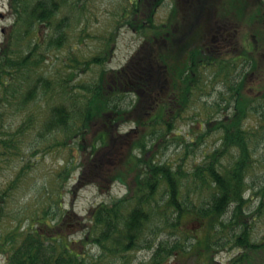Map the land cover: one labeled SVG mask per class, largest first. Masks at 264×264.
Wrapping results in <instances>:
<instances>
[{
	"label": "trees",
	"instance_id": "16d2710c",
	"mask_svg": "<svg viewBox=\"0 0 264 264\" xmlns=\"http://www.w3.org/2000/svg\"><path fill=\"white\" fill-rule=\"evenodd\" d=\"M233 1L195 0L181 12L179 7L174 10V0L167 23H157L156 8L163 0H128L122 14L112 15L116 26L97 53H68L52 69L50 57L70 42V18L85 5L80 0H7L13 21L0 40V163L2 155L21 153L19 135L24 134L33 139V152L71 149L76 143L82 156L79 161L68 158L59 172L60 203L53 211L42 210L25 229L0 231L4 264H102L103 257L110 264H132L128 252L143 249L150 257L136 264H165L189 253L204 264H217L214 254L232 248L240 252L226 264H256L264 253V236L254 238L256 209L251 211L252 197L245 193L254 187L247 178L255 145L264 140V1L252 0L248 14L254 22V47L246 61L250 69L237 75L230 53L216 54L217 49L206 44L212 30L218 34V23L212 28L207 23L212 16L219 22L228 20ZM212 6L215 11L207 15L204 8ZM184 12L186 21L198 24L173 38L174 28L184 25ZM174 21L181 23L174 26ZM121 26L141 34V44L123 66L106 69ZM93 66H98L96 76L90 81L79 78ZM217 83L224 89L216 90ZM214 92L218 96L211 104L199 101V95L210 97ZM127 94L135 99L126 102ZM192 105L197 108L188 117L192 124L204 136L218 131L221 145L191 168L183 163L186 152L175 162L159 160L158 153L175 138L177 145L190 148L174 128L185 121L183 114ZM10 109L25 112L15 129L5 124ZM247 114L256 116L252 129L243 125ZM126 124L129 130L122 131ZM224 155L230 158L228 164ZM28 168L29 163L19 168L0 193L1 202ZM76 173V181L67 188ZM88 182L100 191L122 182L127 191L93 206L88 219L80 221L73 209H64V189L74 194ZM261 207L264 198L257 210ZM188 219L193 222L186 223ZM64 221L84 227L79 241L63 232ZM89 245L102 255L95 258L84 250Z\"/></svg>",
	"mask_w": 264,
	"mask_h": 264
},
{
	"label": "rangeland",
	"instance_id": "374dc122",
	"mask_svg": "<svg viewBox=\"0 0 264 264\" xmlns=\"http://www.w3.org/2000/svg\"><path fill=\"white\" fill-rule=\"evenodd\" d=\"M195 0H176L177 6L174 10H177L179 7V11L182 12V9L189 4L193 3ZM257 1V0H256ZM264 1V0H262ZM174 0H163L161 5L157 7L155 19L158 22H165L167 18L168 11L173 9L171 6ZM80 4L85 5V10H76L72 15L71 19V39L69 44L62 48L57 55L51 56L49 59V68L54 69L57 65H60L61 59L65 57L68 53L71 55H94L97 53L102 46V41L104 42V37L108 36L113 30V27L116 26V22L114 19V13L116 11L119 14L123 13V9L128 6V0H80ZM252 5V0H240L233 1V9H246L247 13L251 10L250 6ZM190 12L189 8H187ZM207 15L209 12L215 11V8L205 7L204 8ZM178 11V10H177ZM125 12V11H124ZM0 40H3L4 35L6 33V29L10 26L13 21V16L8 12V4L7 0H0ZM182 13V22L185 26L183 30H188L193 27V19L185 17ZM206 15V16H207ZM122 16V15H121ZM190 16L192 14L190 13ZM201 23L204 25L205 16L202 15ZM181 21L176 22L174 26L181 23ZM218 19L212 16L210 22L207 23L206 27H211L212 24L214 26L217 25ZM254 22L250 21L247 25H244L240 22L238 26V34L248 33V38H250V34L255 29L253 27ZM260 26V23L258 24ZM178 27V26H177ZM213 35H216V28L210 32ZM223 33L228 35V27H224ZM175 38V34H170ZM209 37L206 41L208 47L213 48L212 46H216L217 50L214 53H219L220 45L219 41L215 38ZM253 38V36H252ZM142 36L141 34H137L135 31L130 29L127 26H121L118 34L116 36L115 48L113 55L109 60L104 64L106 69L111 68H119L123 66L135 52L136 48L141 44ZM223 47V46H222ZM254 47V46H253ZM225 48H228V44L226 43ZM189 53V51H187ZM57 56V57H56ZM64 59V58H63ZM98 66H93V70H88L86 73H82L79 75V78L84 81H90L94 76L97 75ZM250 69V62L246 63L241 72ZM216 90H223V84L217 83ZM218 96L217 92H214L210 97L199 95V101L205 100L208 101V104H211L215 97ZM135 97L132 94H127L124 96V100L129 102L130 100H134ZM192 105L188 108L187 112L183 115L185 116V121H178L176 128L174 131H179V134L182 139H185L186 145L190 146V151L188 148L184 149L182 144L177 145L178 138H175L176 141L169 142L168 148L164 149L163 153H158L159 160L170 159L172 161H178L179 159H184V153L186 152V158L183 161L185 166L191 168L194 162L199 163L204 159V155L207 152L214 150L216 147L221 145V135L218 131H212L209 135H201L198 128L199 126L196 124H192V119L188 118L193 116L194 111L197 110L196 107ZM37 112L39 111V107H37ZM200 109V108H199ZM248 118L244 121L243 125L247 129H252L251 125H256V116L253 114H247ZM253 115V116H252ZM25 116V112H16L10 109L5 114V124H10L12 129H15L20 123L23 121ZM130 124V123H128ZM124 125L120 129L122 131H127L130 128V125ZM133 125V124H132ZM206 129L202 128V132ZM91 135L88 136L90 139ZM33 141L29 136L19 135V147L20 154H6L2 155V162L0 163V193L5 190L7 185L16 178L17 172L19 168L24 166L26 163L30 164V168L25 169L22 176L18 178L17 185L8 194L4 195V201L0 200V231H8L13 229L14 227H19L20 229H25L28 227L31 219H34L36 215H40L42 210L46 208L51 209L53 211V207L58 205L60 202H57L58 194L61 191V182L62 177L59 176V172L63 169L65 161L70 159H75L77 161L81 160L80 152L77 148L76 143L71 145V149H61V150H53L49 152L37 151L33 152L34 149H31V145ZM191 141L196 142L195 145L191 144ZM250 146L253 148L254 145L250 142ZM10 154V155H9ZM82 156V155H81ZM229 156V155H227ZM165 158V159H164ZM172 158V159H171ZM223 162L228 164L230 158L224 155ZM253 166H251V170H249L247 178L248 182H252L254 187L246 190L245 197L250 198L249 206H251V211H255L253 219H255V224L253 227L254 238L260 239L264 236V207L257 210L258 205L260 204V200L264 198V140L256 143L255 145V153L253 154ZM77 173L74 174L71 180L67 183V188H69L76 180ZM188 185L192 186L194 184L193 181H188ZM65 196H63L64 201V209L72 210L73 212L80 218L82 221L86 216H88V211L93 205H98L100 202H110L114 197H119L125 193V186L123 183H115L113 187L108 192H102L99 190L98 186L93 182H88L82 184L75 193L71 194L68 192V189H64ZM253 193H257L253 195ZM3 196V195H2ZM53 215L51 213L50 218ZM57 219V215L52 221ZM193 220H187L186 223L191 224ZM62 230L67 234L69 239L74 241H79L80 237L83 234L84 227L80 224H67V221H64L62 225ZM80 246V245H79ZM87 252L93 255L95 258L102 255L100 249L96 248L94 245H89L84 248ZM240 251L238 248L225 249L219 252L218 255L214 254V258L217 261L225 263ZM128 254L131 256L130 260L133 261L132 264H136L138 261H148L150 257V251L147 249L130 251ZM104 260L107 264H110L109 258L103 257L101 259V263L104 264ZM203 259L198 261L197 256L193 253L178 255L177 257H171L167 263L165 264H204ZM256 264H264V253L259 254L258 259L256 260ZM4 259L2 253L0 254V264H4Z\"/></svg>",
	"mask_w": 264,
	"mask_h": 264
},
{
	"label": "flooded vegetation",
	"instance_id": "af4514ba",
	"mask_svg": "<svg viewBox=\"0 0 264 264\" xmlns=\"http://www.w3.org/2000/svg\"><path fill=\"white\" fill-rule=\"evenodd\" d=\"M235 1V0H234ZM240 1V0H236ZM242 1V0H241ZM240 10L238 9H233L231 11L230 18L228 20H223L221 22L218 21V30H217V41H219L221 47H219L218 52H229L230 56L233 61V70H234V75H237L238 73H241L243 67L246 65L247 61V54L252 53L253 50V42H252V36L250 34V38H248V33H242L241 34V39L240 35L238 34V26L240 25V22L243 23L244 25H247L251 20L250 14L247 13L246 7H244ZM251 8V6H250ZM171 11V10H170ZM168 11V13H170ZM243 11V12H241ZM169 14H167L168 16ZM176 22L173 23V25ZM198 24V21L196 22L195 20L193 21V27ZM184 26L181 27H176L175 29V36L177 35V32L179 35L181 34V31ZM224 27H228V35L226 36L223 33ZM195 28V27H194ZM226 43L228 44V48L226 49ZM182 43H180L181 45Z\"/></svg>",
	"mask_w": 264,
	"mask_h": 264
}]
</instances>
